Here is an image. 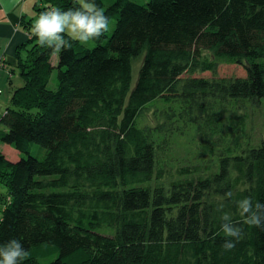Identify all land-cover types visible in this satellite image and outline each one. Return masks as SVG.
<instances>
[{"label": "trees", "instance_id": "trees-1", "mask_svg": "<svg viewBox=\"0 0 264 264\" xmlns=\"http://www.w3.org/2000/svg\"><path fill=\"white\" fill-rule=\"evenodd\" d=\"M94 2L114 26L93 47L55 52L23 20L32 36L16 52L21 84L0 118V144L20 153L13 162L0 149V245L19 240L22 264H264V229L244 224L236 204L264 203V139L252 141L248 113L264 99V0ZM38 3L37 14L78 6ZM150 105L164 119L155 125L140 122ZM187 127L218 164L161 160ZM223 213L238 241L221 231Z\"/></svg>", "mask_w": 264, "mask_h": 264}, {"label": "clouds", "instance_id": "clouds-1", "mask_svg": "<svg viewBox=\"0 0 264 264\" xmlns=\"http://www.w3.org/2000/svg\"><path fill=\"white\" fill-rule=\"evenodd\" d=\"M109 24L105 10L94 0H78V6L68 10L51 7L41 12L33 23L32 31L41 46L60 52L71 48L72 41L84 45L98 40L109 30ZM231 195V192L226 193L227 197ZM236 204L244 224L264 229V203L245 197L236 201ZM221 221H226L220 225L224 236L238 241L242 229L227 213L222 214ZM234 240L226 239L222 247L225 250L232 249L235 246ZM29 256V251L17 239L0 245V264H22Z\"/></svg>", "mask_w": 264, "mask_h": 264}, {"label": "rangeland", "instance_id": "rangeland-1", "mask_svg": "<svg viewBox=\"0 0 264 264\" xmlns=\"http://www.w3.org/2000/svg\"><path fill=\"white\" fill-rule=\"evenodd\" d=\"M39 6H44L45 3H43V0H38ZM107 2V0H105ZM39 14L34 15L33 22L36 18H38ZM114 22L110 21L109 24V32L113 29ZM32 36L31 32H27V39H30ZM94 42L90 41L88 44H84L87 47H93ZM51 63L54 65V68L52 69V73L50 76V80L48 83L49 88H54L56 83V76H57V68L55 67L57 64V54H54L51 57ZM140 60L137 59L132 64V86L134 85L138 68H139ZM220 74H233L234 72L236 74H243L244 71L239 66H223L219 70ZM209 74V73H207ZM10 83H7V89H11ZM13 87V85H12ZM155 105L149 106L143 109L142 116L140 119L141 123H146L148 125H155L156 122L162 121V117H158L155 113ZM250 119H249V127L251 126L250 131L252 132V141H260L261 139H264V99L262 104L256 105L255 108H250L248 110ZM159 118V120H157ZM172 138V140H171ZM171 141V145H170ZM205 147V141L201 137L200 131H197L194 127H187L182 133H174L171 135L169 141L167 144L163 147V159L168 158L169 160H173V163H181L186 165H201L203 167H208L210 165H213L214 163L218 164V154L217 152L211 153L209 151H206L204 149ZM205 152V154H204ZM7 153V150H6ZM31 154L36 155L39 158H42L45 154L44 148L40 147L37 144H34L31 146ZM11 155V152L8 151V156ZM15 158V155L13 156ZM166 161V160H165ZM164 164V161H163ZM168 165V163H167ZM166 169H168L170 172L168 173H176V168L174 165L173 167L170 165L166 166ZM205 173H209L210 171H204ZM166 174V179H168L169 175ZM165 180V179H162ZM2 190L4 191V188L2 187ZM1 200V197H0Z\"/></svg>", "mask_w": 264, "mask_h": 264}, {"label": "crops", "instance_id": "crops-1", "mask_svg": "<svg viewBox=\"0 0 264 264\" xmlns=\"http://www.w3.org/2000/svg\"><path fill=\"white\" fill-rule=\"evenodd\" d=\"M37 0H0V118L6 109L14 86L21 84L20 76L15 70L17 65V48L27 40V28L23 20L34 19L37 14L34 5ZM10 83L11 89H7ZM1 125V123H0ZM0 149L10 161H17L20 157L18 150L1 143ZM7 150V153H6ZM8 151L11 155L8 156ZM15 155V158L13 156ZM0 192H3L0 188ZM4 206L0 204V217Z\"/></svg>", "mask_w": 264, "mask_h": 264}, {"label": "built area", "instance_id": "built-area-1", "mask_svg": "<svg viewBox=\"0 0 264 264\" xmlns=\"http://www.w3.org/2000/svg\"><path fill=\"white\" fill-rule=\"evenodd\" d=\"M0 93H1V90H0Z\"/></svg>", "mask_w": 264, "mask_h": 264}]
</instances>
